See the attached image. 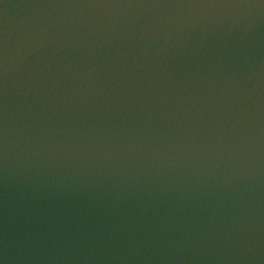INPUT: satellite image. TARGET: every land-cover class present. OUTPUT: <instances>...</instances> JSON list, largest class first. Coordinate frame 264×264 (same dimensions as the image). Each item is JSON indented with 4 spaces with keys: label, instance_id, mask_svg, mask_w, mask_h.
Returning a JSON list of instances; mask_svg holds the SVG:
<instances>
[{
    "label": "water",
    "instance_id": "1",
    "mask_svg": "<svg viewBox=\"0 0 264 264\" xmlns=\"http://www.w3.org/2000/svg\"><path fill=\"white\" fill-rule=\"evenodd\" d=\"M33 264H264V0H0Z\"/></svg>",
    "mask_w": 264,
    "mask_h": 264
}]
</instances>
